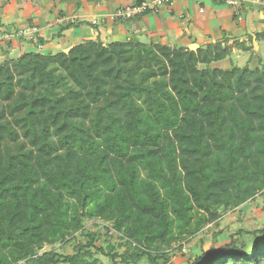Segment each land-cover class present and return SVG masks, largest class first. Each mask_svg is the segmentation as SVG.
Returning <instances> with one entry per match:
<instances>
[{
    "label": "trees",
    "instance_id": "obj_1",
    "mask_svg": "<svg viewBox=\"0 0 264 264\" xmlns=\"http://www.w3.org/2000/svg\"><path fill=\"white\" fill-rule=\"evenodd\" d=\"M17 31L0 29L14 34L0 43V264H171L229 212L259 197L264 211L261 59L220 69L232 54L220 42L189 50L99 36L9 59L16 38L45 43ZM259 41L264 32L234 47L253 53ZM221 234L191 264H264V229L216 248Z\"/></svg>",
    "mask_w": 264,
    "mask_h": 264
},
{
    "label": "crops",
    "instance_id": "obj_2",
    "mask_svg": "<svg viewBox=\"0 0 264 264\" xmlns=\"http://www.w3.org/2000/svg\"><path fill=\"white\" fill-rule=\"evenodd\" d=\"M12 1L16 0H0L4 4ZM137 1L139 0L127 2L131 5ZM118 2L119 0H94L77 9L73 4H59L57 0H45L47 16L44 21L39 20L36 15L27 14V11L19 12L23 15L19 14L14 19L11 10L5 11V7L0 6V29L14 33L19 29L35 27L38 30L37 35L45 41L44 44L37 46L16 38L8 48V54L16 49L20 53L29 49L40 53L65 51L79 43L96 39L97 36L104 43L132 37L141 41V36L145 34L150 40L149 43L177 47H188L191 44L205 46L214 42L231 45L236 41L248 46L250 37L264 32L262 29L264 26L261 29L257 26L259 23L264 24V14L254 7L245 9L237 17L223 2L174 0L172 5L160 8L157 14H146L133 20L114 22L111 14L116 9L127 6L119 5ZM15 8L20 10L19 5H15ZM36 10L37 8H34L33 12ZM20 15L26 21V25H17ZM244 20L249 21L252 30L250 33L243 28ZM72 21L78 26L65 31L62 38L50 41L60 25H67ZM81 21L85 23L79 24ZM234 52L242 53L236 49Z\"/></svg>",
    "mask_w": 264,
    "mask_h": 264
},
{
    "label": "rangeland",
    "instance_id": "obj_3",
    "mask_svg": "<svg viewBox=\"0 0 264 264\" xmlns=\"http://www.w3.org/2000/svg\"><path fill=\"white\" fill-rule=\"evenodd\" d=\"M128 0H119V5H128ZM45 0H16L12 1L10 3H1L0 6L5 7V11L11 10L13 12V18L15 16H18L19 12L27 11L29 15H36L39 20L44 21L47 16V8L44 4ZM15 5L20 6V10H17L15 8ZM74 5V4H73ZM132 5V4H131ZM126 7V6H123ZM37 8L35 12H33V9ZM49 9V8H48ZM33 12V13H32ZM23 15V14H22ZM15 19V18H14ZM38 20V21H39ZM19 22L17 25H26L25 20L20 15V18L18 20ZM114 21V20H113ZM40 22V21H39ZM116 22V21H114ZM260 29L264 26L263 23H259L257 25ZM25 27V26H23ZM27 28V27H26ZM243 28L247 33H250L252 30L249 26V21L247 22L244 20L243 22ZM264 31V27L262 28ZM240 31V29H239ZM242 31V28H241ZM141 42L142 43H149L150 40L145 35L141 36ZM222 44V43H221ZM234 44L231 43V45H227L225 43L222 44V46H229L231 47L233 53L227 57L225 60L216 62L212 64V67L220 68V69H227L232 64L244 66L246 61L249 59V57L254 54L252 57V62L249 64V66H253V62L256 63L257 60L261 59L264 63V41H259L258 43V50L255 52H250L247 54H242L240 52H234ZM204 46V45H201ZM27 51H31L30 49ZM19 50L16 49L8 54L9 59H15L19 55ZM0 61H3V56L0 55ZM262 198H255L254 200L246 203L245 205H242L238 209L229 212L226 216H224L218 226L215 225H208L200 234H198L195 238H192L188 240L186 243L183 244L181 250H175L172 251L170 254V262L171 264H191L192 258L198 254H200L201 251H207L210 247L211 242L213 241V234L216 231H221L222 234L218 237L216 248L226 244L229 242V236L231 234H234L238 230L242 229L245 231H254V230H261L264 229V211H263V202ZM250 237L245 236V239L248 240ZM114 244L116 241H112ZM72 245H69L62 249V252L64 254H71L72 253ZM45 250H49V247H46ZM100 259L102 263L104 264H111L109 259L100 256ZM146 264V263H144Z\"/></svg>",
    "mask_w": 264,
    "mask_h": 264
},
{
    "label": "built area",
    "instance_id": "obj_4",
    "mask_svg": "<svg viewBox=\"0 0 264 264\" xmlns=\"http://www.w3.org/2000/svg\"><path fill=\"white\" fill-rule=\"evenodd\" d=\"M210 1H222L230 9L233 10L235 15L239 17L240 12L248 8H258L264 14V0H210ZM174 0H146L140 5H130L126 7H120L116 9L112 14V20L118 22L122 20H129L135 16L142 14L143 12H149L150 14H157L160 8L168 5H172ZM38 34V30L35 27H27L19 29L16 36H22L27 40H34ZM14 34L0 35V43L9 40Z\"/></svg>",
    "mask_w": 264,
    "mask_h": 264
},
{
    "label": "water",
    "instance_id": "obj_5",
    "mask_svg": "<svg viewBox=\"0 0 264 264\" xmlns=\"http://www.w3.org/2000/svg\"><path fill=\"white\" fill-rule=\"evenodd\" d=\"M197 48H198V45H196V44H191V45L188 46L189 50H195ZM69 49L70 48L66 49L64 52L67 53L69 51Z\"/></svg>",
    "mask_w": 264,
    "mask_h": 264
}]
</instances>
